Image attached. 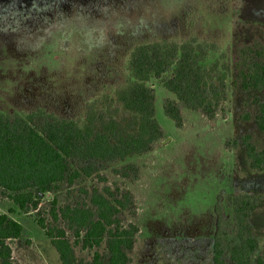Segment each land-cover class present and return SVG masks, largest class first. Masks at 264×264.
<instances>
[{
	"label": "rangeland",
	"instance_id": "374dc122",
	"mask_svg": "<svg viewBox=\"0 0 264 264\" xmlns=\"http://www.w3.org/2000/svg\"><path fill=\"white\" fill-rule=\"evenodd\" d=\"M164 3L0 0V112L26 115L44 108L83 125L91 106L120 120L129 113L118 91L132 79L130 56L139 44L197 38L210 47L202 62L210 67L216 61H230L237 26L264 28V0H183V7L172 13L165 12ZM5 6L16 13L15 18L4 15ZM148 85L156 90V117L164 129V141L150 152L106 163L101 174L107 183L87 177L72 189L46 193L42 210L49 208L53 197L63 204L67 199L86 197L80 188L108 185L114 189L118 183L136 200L132 206L136 215L126 212L140 228L132 264H212L218 209L223 214L221 230L232 234L228 197L241 193L264 196V171L250 169L240 143V136L250 133L256 145L264 148L254 120L240 119L251 110V95L233 87L228 77V97L218 114L208 119L184 108V124L178 128L162 106L175 95L159 79L151 78ZM128 165L138 167V180L116 172ZM122 171L135 174L130 168ZM0 211L23 226L13 244L17 264H61L50 239L34 220L35 213L25 214L9 200L0 201ZM251 223L261 247L264 209L252 214ZM75 252L89 256L80 247Z\"/></svg>",
	"mask_w": 264,
	"mask_h": 264
},
{
	"label": "trees",
	"instance_id": "16d2710c",
	"mask_svg": "<svg viewBox=\"0 0 264 264\" xmlns=\"http://www.w3.org/2000/svg\"><path fill=\"white\" fill-rule=\"evenodd\" d=\"M209 50L197 38L160 39L136 46L129 62L132 79L118 91L129 113L120 120L91 106L83 125L44 108L26 115L0 112V201H12L25 214L35 213L34 220L50 239L61 264L133 262L140 228L126 216L130 211L136 215L132 211L135 198L126 188L118 183L114 189L108 185L80 188L86 197L67 199L63 204L53 197L44 212L41 203L46 193L72 189L82 178L107 183L101 174L106 163L150 152L164 141V129L156 117V90L148 85L151 78L159 79L175 95L162 106L165 115L181 128L184 108L208 119L218 114L228 97L227 79L231 77L233 87L251 95V110L240 119L254 120L264 139V28L237 26L229 62L204 66ZM168 72L171 76H165ZM240 143L250 169L264 171V148L256 145L250 133H243ZM126 168L134 170V176L122 171ZM116 172L131 181L139 179L135 165ZM228 202L233 210V233L221 230L223 214L218 209L212 264H228V259L231 264H264V243L260 247L251 223L252 214L264 209V196L241 193L229 196ZM22 231L19 221L0 211V264H17L13 244ZM76 247L89 256H77Z\"/></svg>",
	"mask_w": 264,
	"mask_h": 264
},
{
	"label": "clouds",
	"instance_id": "9594fccd",
	"mask_svg": "<svg viewBox=\"0 0 264 264\" xmlns=\"http://www.w3.org/2000/svg\"><path fill=\"white\" fill-rule=\"evenodd\" d=\"M163 7L166 13L178 12L183 7V0H165ZM3 13L6 16L11 15L13 18L16 16L14 11H8V6H5Z\"/></svg>",
	"mask_w": 264,
	"mask_h": 264
},
{
	"label": "crops",
	"instance_id": "0c3cea01",
	"mask_svg": "<svg viewBox=\"0 0 264 264\" xmlns=\"http://www.w3.org/2000/svg\"><path fill=\"white\" fill-rule=\"evenodd\" d=\"M169 91V90H168ZM156 113H157V108H156ZM3 201V200H2Z\"/></svg>",
	"mask_w": 264,
	"mask_h": 264
}]
</instances>
